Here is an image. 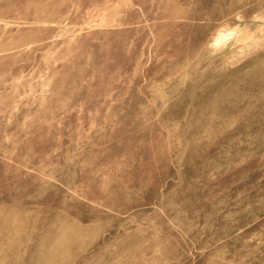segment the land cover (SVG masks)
Instances as JSON below:
<instances>
[{
  "label": "rangeland",
  "instance_id": "rangeland-1",
  "mask_svg": "<svg viewBox=\"0 0 264 264\" xmlns=\"http://www.w3.org/2000/svg\"><path fill=\"white\" fill-rule=\"evenodd\" d=\"M0 264H264V0H0Z\"/></svg>",
  "mask_w": 264,
  "mask_h": 264
}]
</instances>
